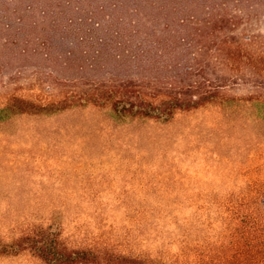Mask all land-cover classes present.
Instances as JSON below:
<instances>
[{
  "label": "rangeland",
  "instance_id": "obj_1",
  "mask_svg": "<svg viewBox=\"0 0 264 264\" xmlns=\"http://www.w3.org/2000/svg\"><path fill=\"white\" fill-rule=\"evenodd\" d=\"M205 9L225 16L228 32L264 35V0H0V240L44 228L69 248L162 252L166 234L151 205L236 200L263 184L264 106L249 93V75L229 102L169 122L122 121L110 105L82 101L116 72L124 27L158 11L175 21ZM257 49L264 53V41ZM21 98L74 105L7 110ZM0 264L46 263L22 249L0 253Z\"/></svg>",
  "mask_w": 264,
  "mask_h": 264
},
{
  "label": "trees",
  "instance_id": "obj_2",
  "mask_svg": "<svg viewBox=\"0 0 264 264\" xmlns=\"http://www.w3.org/2000/svg\"><path fill=\"white\" fill-rule=\"evenodd\" d=\"M215 14L205 9L200 16L174 21L170 12L158 11L152 22L124 27L118 32L122 41L113 57L116 72L90 85L82 92V101L110 105L122 121L169 122L179 111L229 102L230 88L238 79L247 83L249 75L253 81L249 93L264 106V53L257 49L264 35L228 32L226 17ZM161 15L166 18L163 23ZM98 53L103 56L105 50ZM17 105L21 114L41 115L74 104L63 99L42 105L21 98L7 110ZM237 195L230 201L151 205L153 220L157 226L162 222L166 234L167 249L162 252L143 255L69 248L58 234L41 228L11 242L0 240V253L30 249L46 264H264V182Z\"/></svg>",
  "mask_w": 264,
  "mask_h": 264
}]
</instances>
